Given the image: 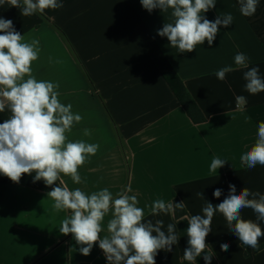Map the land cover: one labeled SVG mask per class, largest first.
<instances>
[{
  "label": "crops",
  "instance_id": "1",
  "mask_svg": "<svg viewBox=\"0 0 264 264\" xmlns=\"http://www.w3.org/2000/svg\"><path fill=\"white\" fill-rule=\"evenodd\" d=\"M63 8L48 9L24 17L21 10L0 6V17L11 19L26 39L40 41L41 52L32 64L38 80L59 83L61 103L72 104L82 115L74 124L69 140L98 143L99 150L79 168L81 184L64 177L69 189L86 194L108 188L116 194L131 187L144 209L145 221L176 224L179 240L172 252L159 250L156 264H191L183 260L188 246L187 220L172 214L152 215L153 201H185L188 215L202 214L204 198L217 205L234 184L237 194L247 187L264 194V166L248 169L240 160L256 140L258 124L264 122V92L249 94L243 71L215 72L234 64L237 52L249 57V67L259 66L264 78V0L250 17L239 11L238 0H216L203 15L215 21L219 14L231 13L233 24L219 26L213 44L197 45L192 52L178 53L166 37L157 32L171 22V10L149 13L140 0H63ZM3 34V33H0ZM165 74H175L183 82L200 109L204 122L195 123L187 114ZM245 104L237 106L235 97ZM10 116L0 113V123ZM91 130L84 136L83 130ZM214 157L226 160L211 173ZM24 174L14 183L0 174V264H108L98 243L88 256L80 254L71 234L59 232L67 212H54L47 192L59 185L33 182ZM216 188L223 191L217 199ZM242 218L255 221L251 209ZM101 236L107 235L106 223ZM264 231V222H260ZM212 231L206 237L213 255L211 264H264V236L259 249L240 244L227 230L226 220L216 213ZM227 242L228 251L220 244ZM197 264H205L203 256Z\"/></svg>",
  "mask_w": 264,
  "mask_h": 264
},
{
  "label": "clouds",
  "instance_id": "2",
  "mask_svg": "<svg viewBox=\"0 0 264 264\" xmlns=\"http://www.w3.org/2000/svg\"><path fill=\"white\" fill-rule=\"evenodd\" d=\"M149 13L160 9L163 13L171 10V22H165L158 30L160 37H166L170 47L178 53L192 52L197 45L207 41L211 46L219 32V26L228 28L233 24L231 13L219 14L215 21L208 20L203 14L215 8L216 0H140ZM239 11L245 17L255 14L259 0H238ZM8 5L21 10L24 17L46 10L63 8V0H0V6ZM0 113L6 109L10 116L0 123V174L14 183H19L22 175L35 174L33 182L43 181L52 186L59 185L47 192V198L53 201L54 212H67L61 221L59 232L71 234L78 251L88 256L95 244L103 251L108 264H156L159 250L172 252L179 238L177 225L166 226L161 219L145 221L144 209L126 187L116 197L108 188L86 194L81 188L69 189L64 177H70L75 184L82 183L79 168L95 156L98 143L84 140H69L74 124L82 121V115L73 113L72 104L61 103L59 83L38 80L33 75L32 64L41 52L40 41L26 39L18 32L11 19L0 17ZM234 64L220 68L214 74L225 81L226 74L243 71L244 88L249 94L264 92V78L259 66L249 67V57L243 52L234 56ZM237 106L245 104L243 95L235 97ZM84 136H91V130L85 128ZM242 163L253 169L264 166V122L258 124L256 140L248 151L240 157ZM226 160L214 157L209 171L211 173L224 166ZM223 201L217 205L208 202L202 192L195 195L205 201L202 214L185 215L187 247L183 251V260L197 264V258L203 256L205 264H211L213 255L206 252L210 246L206 237L212 231V221L218 212L226 220L227 230L233 233L240 244L259 249V239L264 236L260 222H264V194L244 187L239 194L234 184ZM223 195L216 188L213 196L219 199ZM185 201L166 203L163 199L153 201L150 206L152 215L185 212ZM251 209L256 215L255 221L242 218L243 209ZM107 219V235L102 226ZM227 242L220 244L221 251H228Z\"/></svg>",
  "mask_w": 264,
  "mask_h": 264
},
{
  "label": "trees",
  "instance_id": "3",
  "mask_svg": "<svg viewBox=\"0 0 264 264\" xmlns=\"http://www.w3.org/2000/svg\"><path fill=\"white\" fill-rule=\"evenodd\" d=\"M165 78L189 117L195 123L204 122L205 118L203 117L200 109L198 108L191 95L187 92L186 88L183 85V82L179 79V77H177L175 74H165ZM178 202L180 201L178 199H175L173 203ZM185 213L187 214L186 210L185 212L175 211L176 217H183Z\"/></svg>",
  "mask_w": 264,
  "mask_h": 264
}]
</instances>
